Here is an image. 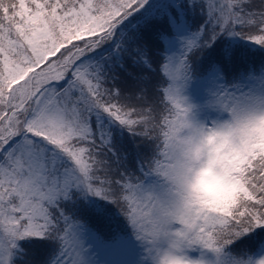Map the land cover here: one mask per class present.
Here are the masks:
<instances>
[{
    "label": "snow or ice",
    "instance_id": "snow-or-ice-1",
    "mask_svg": "<svg viewBox=\"0 0 264 264\" xmlns=\"http://www.w3.org/2000/svg\"><path fill=\"white\" fill-rule=\"evenodd\" d=\"M152 7L0 0V264H264V0Z\"/></svg>",
    "mask_w": 264,
    "mask_h": 264
},
{
    "label": "trees",
    "instance_id": "trees-1",
    "mask_svg": "<svg viewBox=\"0 0 264 264\" xmlns=\"http://www.w3.org/2000/svg\"><path fill=\"white\" fill-rule=\"evenodd\" d=\"M153 3V7L150 9V11L153 14H159L158 12V8H159V0H152ZM169 15H171V12H169ZM190 15V14H189ZM184 20L187 21L188 20V15H186L184 17ZM133 25H135V21H132ZM181 23V22H178ZM175 33V30L170 28L169 32L166 33L167 37H171L173 36ZM224 39L231 41H235L236 44H238L240 47H242L243 49H245L248 53L252 54V59L255 60L257 63L254 65L256 67L259 66V61L264 60V49L259 48L258 46L252 44L250 41H246V40H241L240 38H233V37H225ZM119 218H115L112 222V224L110 225L111 228H116L118 227H123L122 223H118ZM109 227H105L104 231H108ZM103 247H98L97 248V252H99L100 249H102Z\"/></svg>",
    "mask_w": 264,
    "mask_h": 264
},
{
    "label": "clouds",
    "instance_id": "clouds-1",
    "mask_svg": "<svg viewBox=\"0 0 264 264\" xmlns=\"http://www.w3.org/2000/svg\"><path fill=\"white\" fill-rule=\"evenodd\" d=\"M205 174L206 173L203 171H200L196 179V183L192 186L196 194L202 197L207 203H215L225 198L230 190L222 187L214 180L212 182L205 181L203 179Z\"/></svg>",
    "mask_w": 264,
    "mask_h": 264
},
{
    "label": "rangeland",
    "instance_id": "rangeland-1",
    "mask_svg": "<svg viewBox=\"0 0 264 264\" xmlns=\"http://www.w3.org/2000/svg\"><path fill=\"white\" fill-rule=\"evenodd\" d=\"M175 33L173 36L168 38V47L170 51H179L180 50V46L182 43V37L186 34V27L185 24L183 22L181 23H177L176 27L174 28ZM189 95L193 96L194 99H196L198 102H202V100L204 99V93L202 92H194L193 90H189ZM103 254H104V250H100L99 252V256L101 258H103ZM195 255V253H193ZM259 253H257L258 255ZM204 259H206L207 261H212L213 260V256L211 253H203Z\"/></svg>",
    "mask_w": 264,
    "mask_h": 264
}]
</instances>
